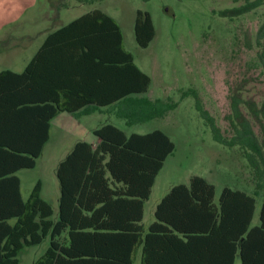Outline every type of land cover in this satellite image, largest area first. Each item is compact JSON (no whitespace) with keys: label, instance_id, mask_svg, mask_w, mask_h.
<instances>
[{"label":"trees","instance_id":"obj_1","mask_svg":"<svg viewBox=\"0 0 264 264\" xmlns=\"http://www.w3.org/2000/svg\"><path fill=\"white\" fill-rule=\"evenodd\" d=\"M262 4L255 0L248 7ZM54 6L58 23L70 3ZM134 32L139 46L148 47L156 34L150 12L137 10ZM257 42L264 70V20ZM150 83L125 47L117 20L99 8L49 32L22 72L0 70V264H19L22 248L48 236V248L33 264H134L139 251L140 264H264V199L260 223L253 225L257 197L264 196V101H245L247 115L234 94L237 123L227 138L197 100L214 139L242 147L252 168V193L225 186L216 202V186L193 175L161 198L146 228L145 204L176 144L161 129L127 134L104 123L93 130L96 144L77 141L57 166V219L40 180L24 199L17 172L36 166L54 117L90 114L100 106L128 125L163 117L178 104L144 95Z\"/></svg>","mask_w":264,"mask_h":264},{"label":"rangeland","instance_id":"obj_2","mask_svg":"<svg viewBox=\"0 0 264 264\" xmlns=\"http://www.w3.org/2000/svg\"><path fill=\"white\" fill-rule=\"evenodd\" d=\"M67 0H0V70L22 72L54 24V4ZM255 0H101L80 3L60 11L61 23H67L84 12L99 8L120 24L127 50L136 64L146 72L151 83L146 96L176 102L175 109L148 122L128 125L113 113L83 116L69 124L65 118L52 127L51 139L44 147L34 168L17 172L21 190L27 199L36 183L42 182L41 195L59 214L60 182L56 174L78 138L91 141L93 129L112 123L127 134H144L155 129L165 131L176 149L159 172L152 194L145 204L146 218H154L159 200L179 183H189L199 175L216 186L218 202L225 186L254 191L252 168L239 145L228 146L214 139L209 121L197 106L206 110L222 134L232 138L237 120L233 113V95L242 99L245 114L247 100L259 106L264 101V70L259 62L261 49L257 31L264 20V4L248 7ZM237 8L240 14L222 15L225 9ZM138 9L150 12L156 34L149 46H139L134 24ZM242 12V13H241ZM196 93H194V92ZM63 114L61 117H65ZM264 196L257 197L253 225L260 223ZM152 213V215H151ZM50 236L40 244L25 246L18 254L19 264H33L44 254ZM140 264V251L137 256Z\"/></svg>","mask_w":264,"mask_h":264},{"label":"crops","instance_id":"obj_3","mask_svg":"<svg viewBox=\"0 0 264 264\" xmlns=\"http://www.w3.org/2000/svg\"><path fill=\"white\" fill-rule=\"evenodd\" d=\"M89 11H91V10H89ZM89 11H87V12H89ZM87 12H84V13H82L81 15H79V16H77L76 18H78V17H80V16H82L83 14H85V13H87ZM107 13V12H106ZM56 14H57V12H56ZM56 14L54 15V18H55V16H56ZM110 15V14H109ZM112 16V15H111ZM76 18H74V19H76ZM74 19H72L71 21H73ZM71 21H69V22H71ZM69 22H67V23H69ZM118 22V21H117ZM67 23H61V18H60V20L58 21V23L55 21V19H54V24L55 25H59V26H61V25H65V24H67ZM120 25V24H119ZM59 26H57V27H55V28H52V30H50L49 32H51V31H53V30H55L56 28H58ZM123 31V30H122ZM48 32V33H49ZM48 33L46 34V36H45V38L47 37V35H48ZM45 38H44V40H45ZM44 40H43V42H44ZM43 42L41 43V45L43 44ZM40 45V46H41ZM40 46L37 48V50L40 48ZM37 50H36V52H37ZM36 52L34 53V55L36 54ZM33 55V56H34ZM32 56V57H33ZM32 59V58H31ZM30 59V60H31ZM30 62V61H29ZM28 62V63H29ZM27 66V65H26ZM26 68V67H25ZM2 70H4V69H2ZM145 95V94H144ZM108 113V111H107V106H100V108L99 109H97V110H95V111H93L92 113H90V114H82L83 112L81 111V110H78L77 112H67V111H63V112H60L56 117H54L53 119H52V121H51V129H50V139H51V136H52V127H53V125H54V123H56V122H59V123H61L59 120H62L61 118H65V120L66 121H68L69 122V124L71 123V122H80V120L83 118V116H86V115H92V114H95V113ZM63 114H67L65 117H61ZM94 130V129H93ZM49 139V140H50ZM79 140H85V139H81V138H78L76 141H74L73 142V144H72V148H73V146L75 145V143L77 142V141H79ZM89 142H93V143H97L98 142V139H96V137L94 136V138L91 140V141H89ZM47 144V143H46ZM45 144V145H46ZM72 148H70V150L67 152V154L72 150ZM66 154V155H67ZM161 200V199H160ZM159 200V201H160ZM159 203V202H158ZM157 203V204H158ZM157 204H156V206H157ZM156 206H155V208H154V211H153V215H154V212H155V209H156ZM146 210V209H145ZM151 215H152V213H151ZM147 217V215H146V211H145V215H144V219H143V224H144V226L146 227V228H148V226L155 220V216H154V218H152L151 216L149 217V218H146ZM138 254H139V252H138ZM138 254L136 255V260H135V263H137L136 261H137V256H138ZM140 258H141V253H140Z\"/></svg>","mask_w":264,"mask_h":264}]
</instances>
